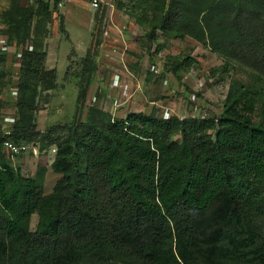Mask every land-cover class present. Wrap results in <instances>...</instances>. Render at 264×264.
Returning <instances> with one entry per match:
<instances>
[{"label": "trees", "instance_id": "obj_1", "mask_svg": "<svg viewBox=\"0 0 264 264\" xmlns=\"http://www.w3.org/2000/svg\"><path fill=\"white\" fill-rule=\"evenodd\" d=\"M56 6L9 0L0 12V96L14 79L8 47L21 60L14 126L6 133L0 122V264H264V113L254 121L264 108V0H115L156 54L160 34L191 38L224 60L213 75L240 68L249 81L232 80L220 115L117 118L93 106L82 120L99 70L90 49L74 121L42 133L38 99L58 86L43 49ZM105 13L95 12L99 26ZM197 64L169 55L166 72L181 81ZM8 141L39 155L55 146L62 178L50 194L47 168L24 175Z\"/></svg>", "mask_w": 264, "mask_h": 264}, {"label": "rangeland", "instance_id": "obj_2", "mask_svg": "<svg viewBox=\"0 0 264 264\" xmlns=\"http://www.w3.org/2000/svg\"><path fill=\"white\" fill-rule=\"evenodd\" d=\"M8 4L9 0H2L0 12ZM56 7L43 49L47 53L45 66L56 70L58 86L51 92L42 93L38 99L37 129L42 133L52 127H70L74 121L80 93L81 61L90 49L98 54L99 70L89 90L82 120L93 106L111 111L116 117L135 112L179 118L220 115L232 80L249 81L250 71L240 68L231 69L225 76L221 73L213 75L216 69H222L224 60L191 38L173 40L160 34L159 42L165 44V48L156 54L157 44L148 43L144 30L125 10L116 6L106 10L101 26L85 0H66L63 6ZM61 21L63 29L60 28ZM2 30L0 26V35ZM3 39L5 37L0 38V51L5 48ZM7 52L14 79L11 86L2 89L0 98L5 101V109L0 122L4 131L9 133L16 120V84L21 60L14 47H8ZM181 54L191 55L198 64L190 72L182 73L180 81L166 72V59L169 55ZM149 71L153 72L149 74ZM259 108L254 116L255 122H259L264 113L261 105ZM27 145L26 152L10 157V160L26 176H34L39 167H46L44 191L50 194L62 178L51 168L55 146L46 153L34 155L33 150L39 152V148ZM37 222L38 216L34 215L33 230Z\"/></svg>", "mask_w": 264, "mask_h": 264}, {"label": "built area", "instance_id": "obj_3", "mask_svg": "<svg viewBox=\"0 0 264 264\" xmlns=\"http://www.w3.org/2000/svg\"><path fill=\"white\" fill-rule=\"evenodd\" d=\"M34 1V0H30ZM51 6L57 4V6H63V3L66 0H58L57 2L55 0H46ZM85 2L88 5L89 10L93 11L94 13L97 12L101 8H106V10H110L114 8L115 6V0H85ZM200 117H205V115H202ZM5 148L7 153L10 155L11 158H15L20 156L23 152H26L28 145L23 144V145H16L13 142H6L5 143ZM34 148V147H33ZM35 149V148H34ZM38 150H33L34 155H38Z\"/></svg>", "mask_w": 264, "mask_h": 264}, {"label": "clouds", "instance_id": "obj_4", "mask_svg": "<svg viewBox=\"0 0 264 264\" xmlns=\"http://www.w3.org/2000/svg\"><path fill=\"white\" fill-rule=\"evenodd\" d=\"M108 112H110L113 115V113L111 111H108ZM113 116L116 117L115 115H113ZM125 117H117V118H125ZM54 152H55V150H54Z\"/></svg>", "mask_w": 264, "mask_h": 264}, {"label": "crops", "instance_id": "obj_5", "mask_svg": "<svg viewBox=\"0 0 264 264\" xmlns=\"http://www.w3.org/2000/svg\"><path fill=\"white\" fill-rule=\"evenodd\" d=\"M1 26V25H0ZM4 37V35H0V38ZM4 40V39H3ZM5 41V40H4Z\"/></svg>", "mask_w": 264, "mask_h": 264}]
</instances>
